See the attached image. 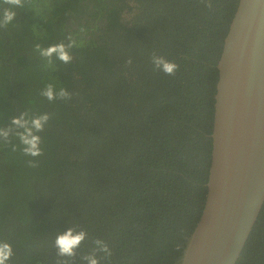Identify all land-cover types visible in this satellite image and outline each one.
<instances>
[{
  "label": "trees",
  "instance_id": "trees-1",
  "mask_svg": "<svg viewBox=\"0 0 264 264\" xmlns=\"http://www.w3.org/2000/svg\"><path fill=\"white\" fill-rule=\"evenodd\" d=\"M237 1L24 0L14 8L0 28V127L25 110L50 119L38 133L41 156H25L15 137L0 140L6 264L65 259L53 241L68 227L87 233L73 264L95 239L111 251L100 264L177 259L174 244L205 199L216 62ZM69 35L67 64L34 49ZM154 52L179 66L174 76L153 70ZM49 83L72 98L49 102L40 95ZM235 264H264V202Z\"/></svg>",
  "mask_w": 264,
  "mask_h": 264
},
{
  "label": "water",
  "instance_id": "water-1",
  "mask_svg": "<svg viewBox=\"0 0 264 264\" xmlns=\"http://www.w3.org/2000/svg\"><path fill=\"white\" fill-rule=\"evenodd\" d=\"M206 194L172 264H235L264 202V0H238L216 62Z\"/></svg>",
  "mask_w": 264,
  "mask_h": 264
},
{
  "label": "clouds",
  "instance_id": "clouds-1",
  "mask_svg": "<svg viewBox=\"0 0 264 264\" xmlns=\"http://www.w3.org/2000/svg\"><path fill=\"white\" fill-rule=\"evenodd\" d=\"M201 2L208 8L212 7L211 0H201ZM0 3L8 6L4 8L2 16H0V28H6L14 21L17 15L14 8L24 7V0H0ZM67 39L69 41L67 44L61 42L50 45L47 48H42L39 44H36L34 49L41 57L46 58L49 64L52 63L53 56L62 63L67 64L72 60L69 49L75 46V41L71 35ZM125 63L126 65H131V58L125 61ZM150 63L154 71H159L169 76H174L179 68L175 62L169 61L164 56L157 55L155 52L150 56ZM40 95L49 102L55 100L67 101L72 98V94L65 88H56L51 83L45 85ZM49 119L50 117L47 113L30 115L27 110L22 111L18 115L11 117L8 125L0 127V140L7 146L11 144L10 137H15L22 146L21 151L25 156L33 158L41 156L43 155L40 147L42 141L38 133L44 130ZM16 147L15 144H12V151H16ZM27 164L30 167L37 166L35 160H28ZM86 238V231L83 229L77 230L76 227H68L64 231L57 233L53 241V248L56 249L57 257L65 259H58L56 264H73L74 259L77 257L76 250ZM186 241L187 237L182 234L181 238L174 244V251L177 253L184 251ZM92 243L95 247L87 253L80 254L79 261L81 264H100V259L109 260L111 251L108 245L100 239H95ZM98 253H103V257L98 256ZM12 256L11 245L7 242H0V264H6Z\"/></svg>",
  "mask_w": 264,
  "mask_h": 264
}]
</instances>
